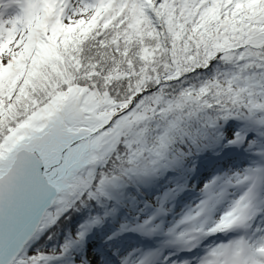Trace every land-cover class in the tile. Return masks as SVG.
Returning <instances> with one entry per match:
<instances>
[{
  "label": "trees",
  "instance_id": "trees-1",
  "mask_svg": "<svg viewBox=\"0 0 264 264\" xmlns=\"http://www.w3.org/2000/svg\"><path fill=\"white\" fill-rule=\"evenodd\" d=\"M107 6L89 34L50 32L52 58H35L0 89V144L69 87H86L120 105L150 90L130 112L120 143L91 184L93 191L88 189L55 224L29 261L47 255V264H71L79 254L70 247L67 252L65 244L80 238L87 223L103 251L120 253L130 241L112 240L113 229L130 223L129 195L136 187L127 178L129 169L150 176L151 186L138 189L156 204L153 199L170 187L174 175L188 172L191 190L211 167L221 173L229 169V160H212L219 136L261 131L264 0H161L157 7L153 0H109ZM25 79L29 84L23 85ZM22 87L25 96L17 95ZM202 160L211 167L201 171ZM113 178L128 179L130 187L111 194L105 182ZM156 187L161 193L150 195ZM178 199L181 206L189 198ZM89 248L87 243L81 249ZM88 251V260L95 261L96 251Z\"/></svg>",
  "mask_w": 264,
  "mask_h": 264
},
{
  "label": "rangeland",
  "instance_id": "rangeland-1",
  "mask_svg": "<svg viewBox=\"0 0 264 264\" xmlns=\"http://www.w3.org/2000/svg\"><path fill=\"white\" fill-rule=\"evenodd\" d=\"M160 1L153 0L154 6L157 7ZM108 4L109 0H0V89L10 84L16 72L22 66H30L35 58H41L45 62L52 58L54 44L51 42L53 36H50V32L66 34L77 30L89 34L103 17ZM26 80L23 85L29 84ZM89 93L92 94L90 91ZM17 95H26L24 87L17 91ZM103 97L112 101L107 96ZM128 116L125 118L121 133L130 122ZM257 122L258 125H262L257 135L247 133L239 135L241 130L238 129L228 138L219 136V142L213 144L216 150L212 157L213 162L217 163L225 156L234 159L235 162L227 171L215 172L206 161H199L198 167L201 171L211 167L207 173L209 176L197 182L191 190H188L185 178L188 172L185 176L182 174L172 176L174 181L170 182V187L153 199V201L158 199L159 203H151L138 189V187L151 186L150 176L137 168L129 169L127 178L133 182L134 188L136 187L129 195L130 206L127 214L130 223L120 224L118 227L114 225L112 239L119 244L129 240V245L121 248L120 253L115 255L107 253L108 257L104 258L105 260L100 259L99 262L88 260V250H95L97 256L101 255L103 250L96 240L94 226L87 223L83 226L80 238L71 237L65 244L67 252L70 247L79 254V258L75 257L71 264H97V262L98 264H138V261L140 263L146 261L147 255L139 258V252L144 245L131 238V235L156 238L155 244L151 246L153 250L151 256L157 260V264H166L172 256L177 257L180 252H186L183 249L187 235L209 237L216 232L215 236L222 238L223 227L233 231L240 228L239 223L253 221L260 212L258 206L264 203V178L259 190H247L248 183L242 177V162L239 159L246 157L250 162H258V166L264 169V121L257 120ZM254 149L258 151L254 153ZM192 174L196 175L194 172ZM128 179H108L105 182V189L111 194H117L121 190L126 192L130 187ZM89 189L92 190L91 187ZM151 189H149L150 195L157 196L161 193L157 187L155 190ZM92 194L97 196L95 192ZM182 195L189 199L184 205L179 206L178 198ZM229 200L232 201L228 202ZM234 221L236 222L233 223ZM184 227L187 228L186 232H182ZM256 229L258 227H255L250 238L242 243L243 247L236 255L229 258L233 263L264 264V256L250 258L251 261L248 263L244 260V257H253V252L264 254V234L256 237ZM227 234L228 232L225 235ZM158 239L161 241L159 242ZM233 239L230 238L228 242L232 243ZM235 239L239 240V232ZM87 243L91 249H81ZM158 243H162L164 250H157ZM218 243L223 244V241ZM171 247L174 249L171 250ZM213 254L215 259L206 264H218L217 254ZM50 260V256L40 255L32 257L28 264H47ZM177 264H191V259H179Z\"/></svg>",
  "mask_w": 264,
  "mask_h": 264
},
{
  "label": "water",
  "instance_id": "water-1",
  "mask_svg": "<svg viewBox=\"0 0 264 264\" xmlns=\"http://www.w3.org/2000/svg\"><path fill=\"white\" fill-rule=\"evenodd\" d=\"M148 92L119 105L76 85L5 137L0 144V264H28L36 246L106 165L121 140L123 119Z\"/></svg>",
  "mask_w": 264,
  "mask_h": 264
},
{
  "label": "bare ground",
  "instance_id": "bare-ground-1",
  "mask_svg": "<svg viewBox=\"0 0 264 264\" xmlns=\"http://www.w3.org/2000/svg\"><path fill=\"white\" fill-rule=\"evenodd\" d=\"M54 101H55V98L51 99L52 103ZM38 111L39 110H37L35 112H38ZM123 120L125 121V118ZM230 201H232V200H229L228 202H230ZM258 208L260 209V212L258 213L256 218L253 221H249L248 223L245 224L246 226H248L247 228H250V225H252V222H254L253 228H254V226L256 224V226L258 227V229H256V237H260V236H262L264 234V203L260 204L258 206ZM235 222L236 221H234L233 223H235ZM247 228H245V229H247ZM182 229H183L182 232H186L187 231L186 227H184ZM239 229H241V230L243 229V224L240 226ZM221 231H223V233H222L223 237L221 239L222 241L226 240L225 234L227 232H229L231 234V236L234 237V241H233L232 246L230 248L231 252H230V254L228 256L226 255L225 251H229L230 249L226 250L223 247V245H220L218 243V241L220 239L216 238L217 237V236H215L216 232H213L211 234V236H209V237L187 235L186 245H184V247L186 249H188V250H186L187 258H190V259L194 260V261L191 262V264H206V262H204L202 260V256L205 255V253H206L205 249L207 247H209L208 251L215 252V253L218 254V256H217L218 264H236V263H233L232 260L229 259V257L234 255L236 251H239L240 248H242V246H240V244H242L241 241H240L241 231H240V234H239V240L235 239V236L238 234L237 230L229 231L226 227H223ZM217 233H219V232H217ZM131 238H134V239L138 240L141 244L144 245V248L142 249V251L139 252V258H142L144 255H147L148 257H147L146 261L141 262V263H143V264H157V260H154V258L151 256V252L153 251L151 249V246L153 244H155L157 239L154 238L153 236L143 237L141 235H137V236L131 235ZM158 241L160 242L161 239H158ZM165 242L166 241H164V243ZM253 242H254V239H253ZM206 243H209L207 247L204 246ZM157 247H158L157 248L158 251L164 250V248L162 246V243L157 245ZM172 249H174V247H171V250ZM222 253H224V254H222ZM252 256L253 257H244V260H246V262L248 263L249 261H251L250 258L263 257L264 254L258 253V252H253ZM177 258L175 256H172L171 259H169L166 264H170V263L177 264L179 262V259H177ZM141 263L138 261V264H141Z\"/></svg>",
  "mask_w": 264,
  "mask_h": 264
}]
</instances>
